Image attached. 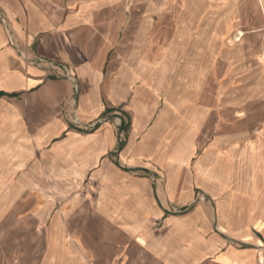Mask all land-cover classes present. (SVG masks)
<instances>
[{
	"label": "crops",
	"instance_id": "obj_1",
	"mask_svg": "<svg viewBox=\"0 0 264 264\" xmlns=\"http://www.w3.org/2000/svg\"><path fill=\"white\" fill-rule=\"evenodd\" d=\"M132 3L0 0V147L14 150L0 153V229L40 243L0 261L264 264V119L226 128L215 107L192 110L202 42L158 61Z\"/></svg>",
	"mask_w": 264,
	"mask_h": 264
},
{
	"label": "rangeland",
	"instance_id": "obj_2",
	"mask_svg": "<svg viewBox=\"0 0 264 264\" xmlns=\"http://www.w3.org/2000/svg\"><path fill=\"white\" fill-rule=\"evenodd\" d=\"M132 2L135 5V13L141 19L136 26L157 31L158 61L181 63L188 54L196 56L198 44L203 45L206 75L204 85L200 84V101L189 102L192 110L201 106L207 109L215 107L220 112L221 122L226 128L261 126L264 119L261 115L264 108V52H258L257 49L262 47L264 38L254 34H258L257 30L264 29V0ZM239 30L244 32L240 38L236 37ZM213 52H216L217 58H212L211 61ZM164 71L160 73L161 77H164ZM197 89L198 87L194 90L186 89L183 94L192 91L197 93ZM12 151L14 150L0 147V153L11 154ZM20 176L21 174L17 175L16 181ZM5 182V179L0 180V187ZM6 199L0 196V204L5 203ZM18 199L14 204L21 202L22 198ZM23 199L27 201L33 197ZM27 231L20 228H1L0 256L12 253L16 255L22 243L26 244L30 252L37 249L39 241L34 237L26 239L24 236ZM0 264L5 262L0 261Z\"/></svg>",
	"mask_w": 264,
	"mask_h": 264
},
{
	"label": "built area",
	"instance_id": "obj_3",
	"mask_svg": "<svg viewBox=\"0 0 264 264\" xmlns=\"http://www.w3.org/2000/svg\"><path fill=\"white\" fill-rule=\"evenodd\" d=\"M45 62L46 60H44V59H39L38 60V62ZM59 67V66H58ZM61 70H62V72H63V75H64V77L69 81V82H71V84H72V86H73V90H74V93H78V91H79V85H78V82H77V78H76V76H75V74H74V72H73V70L71 69V68H69V67H67V66H60L59 67ZM74 122L76 123V124H79L80 122H79V118L76 116V115H74Z\"/></svg>",
	"mask_w": 264,
	"mask_h": 264
}]
</instances>
